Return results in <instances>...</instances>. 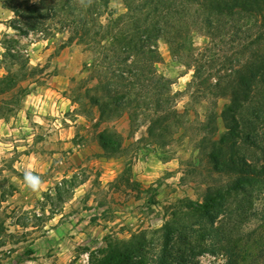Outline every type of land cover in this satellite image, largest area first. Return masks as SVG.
<instances>
[{"label":"rangeland","instance_id":"1","mask_svg":"<svg viewBox=\"0 0 264 264\" xmlns=\"http://www.w3.org/2000/svg\"><path fill=\"white\" fill-rule=\"evenodd\" d=\"M132 3L109 0L98 21L105 25L129 14L122 19L127 27L139 16L130 10ZM0 4L16 5L20 16L34 10L39 18L58 3L0 0ZM49 15L36 21L16 16L6 21L0 16V77L7 76L12 84L0 93V264H97L108 245L127 253L142 247L143 263L148 264L166 224L175 233V252L188 258L185 264L222 263L224 251L211 253V244L246 239L256 225L253 212L264 209V187L232 192L214 218L217 236L209 219L193 210L203 204L208 187L223 191L232 181L231 176L214 172L197 146L208 134L204 124L209 112L219 116L218 134L225 131L220 115L227 97L214 98L216 105L210 104L191 83L193 69L160 39L153 44L160 55L153 69L171 83L176 108L188 120L186 129L160 140L148 135L144 116L132 127L125 112L99 121L98 107L90 101L99 95L93 63L106 57L100 67L105 71L114 54L113 38L101 30L75 36L66 21L79 20L76 12ZM237 25L242 27L239 32L235 19L229 21L212 43L204 32H192L197 48L192 53L198 61L192 63L207 68L226 58L234 64L235 59L241 64L249 60L255 44L250 43L247 25L243 21ZM13 26L23 27L27 34ZM96 43L106 48L94 47ZM7 51L20 59H4ZM260 51L264 54L263 47ZM241 128L237 142L251 159L259 151L244 141V135L256 133L264 146V125L249 131ZM101 135L107 148L101 145ZM179 230L183 237L177 240ZM137 261L118 258L108 264Z\"/></svg>","mask_w":264,"mask_h":264},{"label":"trees","instance_id":"2","mask_svg":"<svg viewBox=\"0 0 264 264\" xmlns=\"http://www.w3.org/2000/svg\"><path fill=\"white\" fill-rule=\"evenodd\" d=\"M131 1L133 5H130V10L139 12V16L135 19L132 17L130 23L127 22V27L122 19L128 18L129 14L113 21L109 19L105 25L98 21L102 16L101 8H106L109 0H81L80 3H75L74 0H56V9L50 8L46 15H38L39 18L34 10L20 16L16 5L7 8L16 17L31 21L46 20L45 16L56 12L67 16L76 12L80 14L79 20L66 21L71 24L75 36L84 34L81 38L88 37L92 32L95 34L101 30L113 38L110 48H114V54L108 59L105 71L100 67L106 57L93 63V70L98 76L94 90L99 95L90 101L98 107L99 121L120 117L125 112L132 127L139 116H144L149 122L148 135L160 140H166L186 129L188 120L185 112L176 108L177 96L172 91L171 83L153 69L160 57L153 44L160 39L166 41L173 55L193 69L191 83L210 104L216 105L212 100L214 98L227 97L228 104L223 107L220 115L225 131L218 134L219 116L211 111L204 124L208 134L197 143L201 155L210 163L214 172L232 177L227 190L208 187L203 193V204L193 208L196 214L209 219L211 230L217 236L218 228H213L214 218L226 207V200L231 193L264 187V146L258 143L256 133L253 136L245 134L244 141L259 151L249 159V153L243 151L237 142L241 127L249 131L254 130L258 124L264 125V54L260 51L264 48V0ZM43 5L44 2H41V8ZM191 11L193 15L190 21L188 13ZM234 19L235 30L241 31L242 27L237 22L243 21L247 25L246 33L252 37L250 43L255 44L254 54L249 60L241 64L235 59L234 64V60L226 58L218 66L214 64L207 68L201 64H193L192 61H198L192 53L197 50L192 42V32H204L212 43L213 39L222 36L229 21ZM13 28L23 35L27 34V30L21 26ZM99 46L101 50L106 48L100 43L94 45ZM6 58L12 62L20 59L9 51L4 56ZM0 85L1 94L12 86L7 76L0 77ZM99 139L102 147L107 148L106 137L101 135ZM212 214L215 216L212 217ZM253 215L257 218L256 225L246 239L238 238L224 246V240L211 244V253L218 250L225 253L224 261L220 264H264V209H256ZM202 223L204 227L203 219ZM161 230L159 248L150 254L148 264L187 263L188 258L184 254L175 252V233L171 225L166 224ZM182 237L183 234L180 233L177 240ZM192 247L191 251L194 250ZM118 258H134L138 260L136 263L145 264L146 254L142 247L127 253L119 251L116 245H108L97 264L112 263Z\"/></svg>","mask_w":264,"mask_h":264},{"label":"crops","instance_id":"3","mask_svg":"<svg viewBox=\"0 0 264 264\" xmlns=\"http://www.w3.org/2000/svg\"><path fill=\"white\" fill-rule=\"evenodd\" d=\"M0 16L1 18H4V20L6 21L15 18L14 12L7 7L1 6V4H0Z\"/></svg>","mask_w":264,"mask_h":264},{"label":"clouds","instance_id":"4","mask_svg":"<svg viewBox=\"0 0 264 264\" xmlns=\"http://www.w3.org/2000/svg\"><path fill=\"white\" fill-rule=\"evenodd\" d=\"M28 180H29V182H30V187H32V188H35L36 187V182L35 181H33V180H31V178L29 177V178H27Z\"/></svg>","mask_w":264,"mask_h":264}]
</instances>
